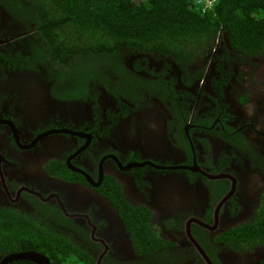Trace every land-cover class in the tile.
<instances>
[{
  "label": "flooded vegetation",
  "instance_id": "obj_1",
  "mask_svg": "<svg viewBox=\"0 0 264 264\" xmlns=\"http://www.w3.org/2000/svg\"><path fill=\"white\" fill-rule=\"evenodd\" d=\"M20 2L0 0V215L27 233L0 264H264V48L222 28L60 62Z\"/></svg>",
  "mask_w": 264,
  "mask_h": 264
},
{
  "label": "trees",
  "instance_id": "obj_2",
  "mask_svg": "<svg viewBox=\"0 0 264 264\" xmlns=\"http://www.w3.org/2000/svg\"><path fill=\"white\" fill-rule=\"evenodd\" d=\"M32 1L41 6L35 27L60 62L85 49L91 56L124 47L185 51L222 28L243 46L264 48V0H218L210 8L197 0ZM6 218L0 215V248L13 251L27 232ZM66 259L62 264H69Z\"/></svg>",
  "mask_w": 264,
  "mask_h": 264
},
{
  "label": "water",
  "instance_id": "obj_3",
  "mask_svg": "<svg viewBox=\"0 0 264 264\" xmlns=\"http://www.w3.org/2000/svg\"><path fill=\"white\" fill-rule=\"evenodd\" d=\"M15 260H29L40 264H49V261L45 256L37 253H20L11 255L3 262V264H7Z\"/></svg>",
  "mask_w": 264,
  "mask_h": 264
},
{
  "label": "built area",
  "instance_id": "obj_4",
  "mask_svg": "<svg viewBox=\"0 0 264 264\" xmlns=\"http://www.w3.org/2000/svg\"><path fill=\"white\" fill-rule=\"evenodd\" d=\"M218 0H197L199 4L204 5V8H210L217 3Z\"/></svg>",
  "mask_w": 264,
  "mask_h": 264
}]
</instances>
